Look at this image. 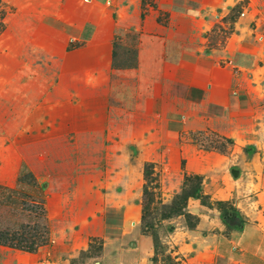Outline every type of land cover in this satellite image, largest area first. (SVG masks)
Here are the masks:
<instances>
[{
    "label": "rangeland",
    "instance_id": "374dc122",
    "mask_svg": "<svg viewBox=\"0 0 264 264\" xmlns=\"http://www.w3.org/2000/svg\"><path fill=\"white\" fill-rule=\"evenodd\" d=\"M9 1L0 0V40L8 27L15 34L35 32L20 21L27 11L19 14ZM201 1L163 0L161 6L142 0L137 26L128 30L141 54L139 85L125 90V77L113 79L118 97L114 92L102 101L91 87L74 85L81 100L73 95L66 104L64 91L48 88L57 80L55 57L44 50H55L44 34L49 27H41L38 43L13 44L26 51L20 63L0 45V120L10 112L2 101L15 100L19 85L38 81L40 87L25 94L59 99L50 113L67 114L66 122H42L43 133L55 138L41 146L60 147L38 154L42 199L23 204L31 218L0 208L4 237L28 247L41 239L36 226L46 225V244L36 253L51 264H222L213 258L219 241L234 239L245 224L263 225L264 74L251 51L264 34V22H257L264 19V0ZM145 2L154 5L152 14ZM195 62L203 74L215 66L239 105L211 102L176 71ZM19 65L40 75H19ZM94 82L108 88L103 78ZM21 112L15 107V114H25L29 134L37 123L32 113L49 108ZM183 190L191 195L185 202L177 199Z\"/></svg>",
    "mask_w": 264,
    "mask_h": 264
},
{
    "label": "crops",
    "instance_id": "0c3cea01",
    "mask_svg": "<svg viewBox=\"0 0 264 264\" xmlns=\"http://www.w3.org/2000/svg\"><path fill=\"white\" fill-rule=\"evenodd\" d=\"M162 1L158 0L159 5ZM211 1L217 3L221 1L222 3L232 2L231 4L236 2V0ZM255 1L250 0L252 3ZM195 2L203 5L201 0H195ZM9 4L15 7L19 14L22 11H27L25 17L20 21L22 25L32 24L36 30L28 35L24 33L15 34L13 30L10 32L8 27L0 40V45L3 47L1 53L12 57L14 62L20 63L16 59L24 57L26 51L13 47V44L24 39L38 43L42 35L41 27L43 25L49 27L44 34L49 40L46 39V41L54 44L55 50H44L50 56L55 57L57 80L51 82L48 88L64 91L65 96L62 99L65 100L66 104L73 101L74 96L80 99L75 94L78 87L74 85L83 87V89L87 87L85 90L91 87L92 96H101L100 99H97L98 101H102L104 97L107 98L109 95L114 96L113 86L117 78L124 80L125 77L126 81L120 83L122 87L126 88L125 90L138 87V72L141 71L143 65L138 44H132L135 34H129L131 32L128 30L136 25V15L139 10H142V0H19L17 2L10 0ZM144 7L147 8L145 11L152 14L154 9L152 3L145 2ZM145 16L148 20L149 17ZM260 21L264 22V19L257 20L259 23ZM46 41L43 43L45 46L47 45ZM37 43L35 45H38L39 48H45ZM254 46L253 50H255L254 52L251 51V54L258 63L257 68L264 74V34H261L258 42H254ZM196 65L195 62L189 70H186L184 66H179L176 71L184 78L189 76L188 84L205 94L211 102L225 103L228 106L239 105L238 97L232 96L227 79L220 78L217 74L214 75L215 66L209 70V73L204 72L203 74L204 66L199 64L196 67ZM33 69L30 66L19 65L16 72L20 75L29 70L40 75V72H36V68ZM150 71L147 69L146 73L149 74ZM187 71H189V75ZM102 78L104 79L103 84L108 87L105 91L99 90L94 82L95 80L100 82ZM36 85L40 87V82L19 85L17 87L19 94L15 100L4 99L3 105L6 107V111L10 112L6 113L0 120V187L3 188L4 193L1 198L3 205L0 208L11 215L16 214L13 217L23 216V220L26 222L27 219L31 218V214L24 210L23 204L36 203L42 199V179L37 173L41 167V157L38 154L46 149L60 147L54 145L41 146V143L44 144L47 140L50 142L55 138L43 133L42 122H66L67 118V114L50 113V110L55 105L57 106L58 102L56 101L59 99L44 101L41 95H36L35 92L33 95L31 93L25 94V90L35 91L38 88ZM88 94L90 98L91 93ZM83 100L81 104L86 103ZM38 105L44 106L47 110L49 108V113L46 112L45 115L32 113L33 119L37 123L33 126V132L27 134L23 125L25 114L17 115L14 113V109L17 107L21 112L25 106L37 109ZM74 108L73 105L72 108L68 109L74 111ZM74 117L75 115H70V119ZM11 123L13 124L11 125ZM83 139L87 143L90 142L88 135ZM91 143L93 142L91 141ZM214 249L213 258L215 262L222 264H264V222L263 225L245 224L234 239L228 238L219 241ZM51 263L47 260L41 262L38 252H24L0 243V264Z\"/></svg>",
    "mask_w": 264,
    "mask_h": 264
},
{
    "label": "trees",
    "instance_id": "16d2710c",
    "mask_svg": "<svg viewBox=\"0 0 264 264\" xmlns=\"http://www.w3.org/2000/svg\"><path fill=\"white\" fill-rule=\"evenodd\" d=\"M187 182L190 181V179L187 178L186 180ZM185 181V183H186ZM196 182H197V186L200 185L201 181H200V178H196ZM199 191V189L195 190V192L197 193ZM188 191L186 190H183L182 191V194L180 196L177 197V199H180V200H183V202H185L191 195L190 193H187ZM25 211L29 212V213H32L33 211L31 210V208H28V207H25L24 208ZM36 227H39L42 229V232L40 234V240L39 242L37 241L36 243V239H34L32 241V244L31 246H24L22 244V241H19L18 243H14L13 240H8L6 238V236L4 237L3 233L1 234V240H0V243L4 246H7L9 248H13V249H17V250H21V251H24V252H29V253H34L37 251V249H39V247L43 246L44 244H46V235H47V227L46 225H37Z\"/></svg>",
    "mask_w": 264,
    "mask_h": 264
}]
</instances>
